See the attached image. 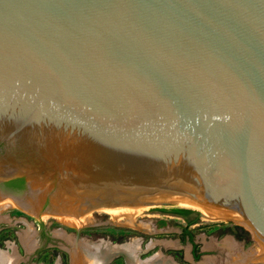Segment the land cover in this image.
Instances as JSON below:
<instances>
[{"label": "water", "instance_id": "water-1", "mask_svg": "<svg viewBox=\"0 0 264 264\" xmlns=\"http://www.w3.org/2000/svg\"><path fill=\"white\" fill-rule=\"evenodd\" d=\"M0 192L195 201L264 249V0H0Z\"/></svg>", "mask_w": 264, "mask_h": 264}, {"label": "rangeland", "instance_id": "rangeland-1", "mask_svg": "<svg viewBox=\"0 0 264 264\" xmlns=\"http://www.w3.org/2000/svg\"><path fill=\"white\" fill-rule=\"evenodd\" d=\"M1 191L13 194L2 188ZM173 208L192 210L189 220L193 224L157 211ZM87 214L90 222L71 226L61 222L58 216H34L22 211L19 206L8 207L0 211V248L7 255L15 256L16 264H73L75 244L105 241L117 245L140 239L138 263L160 253L162 257L159 259L165 258L172 264H235L239 258L251 260L253 264H264V249L239 220L206 219L195 208L175 204L152 205L142 210L136 217L139 228L117 224L103 210L95 209ZM185 229L196 243L193 253L198 252L195 255L198 257L195 259L189 236L184 235ZM27 238L32 241L31 245L27 244ZM150 243L153 244L151 248ZM114 257L107 264H129L125 256Z\"/></svg>", "mask_w": 264, "mask_h": 264}, {"label": "bare ground", "instance_id": "bare-ground-1", "mask_svg": "<svg viewBox=\"0 0 264 264\" xmlns=\"http://www.w3.org/2000/svg\"><path fill=\"white\" fill-rule=\"evenodd\" d=\"M172 204L195 208L198 211H200L206 219L217 220V219L224 218V219H235V220H239L240 222H242L239 218H237L233 214L202 206L195 201H184V200L163 199V198L148 199V200L140 202L139 205H136L133 207L122 206V207H118L117 210L113 208H104V209H99V210H103V212L109 214L111 216V219L117 224L128 226V227L139 228V223H137L136 217L141 213L142 210H145L151 207L152 205L166 206V205H172ZM12 206L27 207L28 213L31 215H33V213H36V209H37L35 205H33L28 200L24 199L19 202L15 200L12 201L11 198L3 195V193L0 192V211H3L6 208L12 207ZM43 215H45V217L48 216L46 214H43ZM50 216H58L61 222H64L67 225L69 224L71 226H82L83 224L90 222V218L87 213L78 215L76 209H70V208L57 209V212H54V215H50ZM141 225H144V224H141ZM26 242L29 245L32 244L31 243L32 241H30V238H27ZM7 245L9 247H12L11 243H8ZM75 245H76V251L74 250L73 252L74 253V256H73L74 263L73 264H107V262L110 259H112V257L114 256L116 257V255L125 256L128 259L129 264H172V262L168 261L165 258L164 260L159 259L160 257H162V254L160 253H156L153 257L146 259V262H142L141 260L138 263L137 254L139 253V250H141L140 249V245H141L140 239H133L130 242H127L124 244H117V245L115 244L111 245L108 242L105 243V241H102L101 243H97V244L88 243V244H82V245H78V244H75ZM151 245L153 244L151 243L149 244L150 248H151ZM29 248L31 249L30 246ZM77 250H79L78 253H77ZM80 256H82L83 261L80 260L81 258ZM153 258H157V259L152 261ZM15 259H16L15 256L11 257L10 255H7L6 252L3 251L2 248H0V264H16L17 262L15 261ZM235 262H236L235 264H253L251 260H248V259L242 260L240 258Z\"/></svg>", "mask_w": 264, "mask_h": 264}, {"label": "trees", "instance_id": "trees-1", "mask_svg": "<svg viewBox=\"0 0 264 264\" xmlns=\"http://www.w3.org/2000/svg\"><path fill=\"white\" fill-rule=\"evenodd\" d=\"M158 212L162 213V214H166V215H172V216H179L182 218H186V216L190 215L193 213L192 210L189 209H184V208H173V209H159L157 210ZM188 224H193L191 221L187 222ZM184 235L189 236L190 238H192V236L187 232V230H184ZM198 256H195V258H197Z\"/></svg>", "mask_w": 264, "mask_h": 264}, {"label": "flooded vegetation", "instance_id": "flooded-vegetation-1", "mask_svg": "<svg viewBox=\"0 0 264 264\" xmlns=\"http://www.w3.org/2000/svg\"><path fill=\"white\" fill-rule=\"evenodd\" d=\"M187 217H189V215L186 216V218H184V220L187 219ZM188 241L192 244V245H191V246H192V247H191V253H192L193 258L195 259V255L198 254V252H196V254L193 253V249H194L196 243H195L194 241H192V238H190V237L188 238Z\"/></svg>", "mask_w": 264, "mask_h": 264}, {"label": "crops", "instance_id": "crops-1", "mask_svg": "<svg viewBox=\"0 0 264 264\" xmlns=\"http://www.w3.org/2000/svg\"><path fill=\"white\" fill-rule=\"evenodd\" d=\"M169 216H172V215H169ZM172 218H175V219H178V220H182L183 222H189L190 220V218L189 217H187V219H185L184 220V218H182V217H179V216H172Z\"/></svg>", "mask_w": 264, "mask_h": 264}]
</instances>
